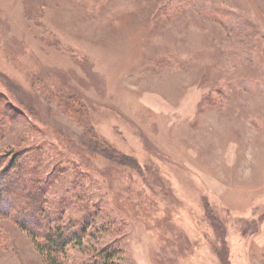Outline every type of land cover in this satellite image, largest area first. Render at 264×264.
<instances>
[{
  "label": "rangeland",
  "instance_id": "374dc122",
  "mask_svg": "<svg viewBox=\"0 0 264 264\" xmlns=\"http://www.w3.org/2000/svg\"><path fill=\"white\" fill-rule=\"evenodd\" d=\"M1 185L0 264H264V0H0Z\"/></svg>",
  "mask_w": 264,
  "mask_h": 264
},
{
  "label": "trees",
  "instance_id": "16d2710c",
  "mask_svg": "<svg viewBox=\"0 0 264 264\" xmlns=\"http://www.w3.org/2000/svg\"><path fill=\"white\" fill-rule=\"evenodd\" d=\"M80 123V122H79ZM85 124H80V127L85 131ZM87 132V131H86ZM90 141L92 140V143L95 145L96 140H94L93 138L89 139ZM96 141L95 143L93 142ZM91 149H94V146L91 145ZM2 186V185H1ZM1 189H7L5 185H3L0 188V198H1ZM75 197H76V202L80 205H77L79 207V210L82 212V219L83 221L86 223L87 216H89V212L86 211V206L89 205V199L87 196H85L84 194H78L75 193ZM21 214L23 215V211L21 212ZM39 216L37 213L35 215H31L30 219H32L31 221L29 220L28 217L24 218L27 221H30L32 223H36L37 225H39V227L41 228V222L40 219L37 217ZM43 217H45L42 214ZM65 224L61 225L60 220L56 221L55 225L52 226V223L47 224L46 230L44 232V234L42 235L43 238V242L42 244H38V247L44 248L46 251V256L48 257V262H50L49 264H67L65 261L61 260L59 261L58 257L64 253V249L66 247V245L69 243V241L71 240V238H75L77 235H82V233H84V229H79L78 231L73 229V226H69V227H65ZM70 231L69 233L66 232ZM69 229V230H68ZM115 254H117V250L113 251L112 247L111 248H104L101 251H97L95 253V257L93 258V261H91L90 263L87 264H110V262L112 263V260L114 259ZM69 264V263H68Z\"/></svg>",
  "mask_w": 264,
  "mask_h": 264
}]
</instances>
